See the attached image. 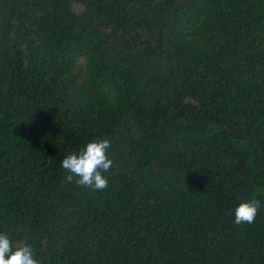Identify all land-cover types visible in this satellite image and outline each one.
Segmentation results:
<instances>
[{
	"label": "trees",
	"instance_id": "obj_1",
	"mask_svg": "<svg viewBox=\"0 0 264 264\" xmlns=\"http://www.w3.org/2000/svg\"><path fill=\"white\" fill-rule=\"evenodd\" d=\"M105 138L108 187L68 182ZM0 233L40 264H264V0H0Z\"/></svg>",
	"mask_w": 264,
	"mask_h": 264
},
{
	"label": "clouds",
	"instance_id": "obj_2",
	"mask_svg": "<svg viewBox=\"0 0 264 264\" xmlns=\"http://www.w3.org/2000/svg\"><path fill=\"white\" fill-rule=\"evenodd\" d=\"M109 139L88 141L78 151L69 152L61 162L66 170V180L78 186L103 190L108 187V179L104 173L109 172L113 160L109 158ZM260 207L259 200H244L234 209V222L245 224L254 222ZM0 264H40L35 252L27 243L13 245L7 233H0Z\"/></svg>",
	"mask_w": 264,
	"mask_h": 264
}]
</instances>
